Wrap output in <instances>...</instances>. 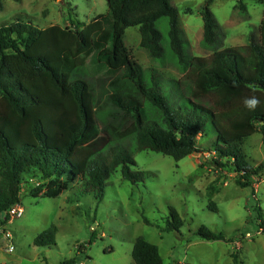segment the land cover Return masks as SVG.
Segmentation results:
<instances>
[{
	"label": "trees",
	"instance_id": "1",
	"mask_svg": "<svg viewBox=\"0 0 264 264\" xmlns=\"http://www.w3.org/2000/svg\"><path fill=\"white\" fill-rule=\"evenodd\" d=\"M214 1L207 0L202 11V44L216 53L210 62L187 50L172 0H107L108 12L88 24L72 8L69 27L40 29L20 17L0 24V220L21 205L25 191L57 198L77 186L101 202L119 167L125 180L144 183L147 173L133 168L127 141L136 151L176 161L209 153L210 162L234 174L241 187H253L263 177L264 163L251 165L242 145L255 133L264 144V16L259 37L224 48L210 9ZM163 18L183 75L170 79L174 93L168 97L163 72L151 70L148 77L124 42L125 30L139 27L141 47L153 60L164 61L163 35L156 26ZM252 96L260 100L255 111L244 106ZM147 103L159 112L161 124L149 118ZM210 133L215 140L205 149L199 141ZM210 209L218 210L215 203ZM170 218L165 230L180 231L184 221L173 208ZM55 233H43L35 245L54 244ZM196 235L226 241L207 226ZM132 257L135 264H163L159 248L143 238L136 240Z\"/></svg>",
	"mask_w": 264,
	"mask_h": 264
},
{
	"label": "rangeland",
	"instance_id": "2",
	"mask_svg": "<svg viewBox=\"0 0 264 264\" xmlns=\"http://www.w3.org/2000/svg\"><path fill=\"white\" fill-rule=\"evenodd\" d=\"M206 2L172 0L179 10L187 50L210 62L216 53L202 44ZM72 8L78 20L87 24L108 12L107 0H5L0 24L20 17L40 29L69 27ZM210 9L223 32L224 48L246 46L252 35L259 37L264 16L259 0H215ZM156 26L163 35L164 61L153 60L141 47L139 27L127 28L124 42L148 77L151 70L163 72L161 84L168 97L174 93L170 79L183 75L170 49L168 19ZM146 110L151 120L162 123L150 103ZM213 140L210 133L199 144L208 149ZM125 145L136 161L133 168L147 173L144 183L125 180L119 167L107 181L101 202L93 194L83 195L77 186L57 198L23 192L24 215L6 225L12 242L0 243V264H135L132 252L138 238L159 248L163 264H264V175L253 187H241L234 174L210 162L213 155L209 153L176 161L153 151H136L128 141ZM242 149L251 165L264 163L260 133L246 139ZM211 203L217 211L210 209ZM170 208L184 221L180 231L165 230ZM201 226L223 233L226 241L201 239L196 235ZM51 229H56L55 243L35 245V239ZM9 245L14 247L12 253L7 251Z\"/></svg>",
	"mask_w": 264,
	"mask_h": 264
},
{
	"label": "built area",
	"instance_id": "3",
	"mask_svg": "<svg viewBox=\"0 0 264 264\" xmlns=\"http://www.w3.org/2000/svg\"><path fill=\"white\" fill-rule=\"evenodd\" d=\"M24 215V209L20 204L13 206L4 217L0 220V235L2 236V242H12V236L9 232L6 231V226L2 225V221L7 220V223H12L13 221L22 218ZM7 251L12 253L14 251V247L9 245L7 247Z\"/></svg>",
	"mask_w": 264,
	"mask_h": 264
},
{
	"label": "clouds",
	"instance_id": "4",
	"mask_svg": "<svg viewBox=\"0 0 264 264\" xmlns=\"http://www.w3.org/2000/svg\"><path fill=\"white\" fill-rule=\"evenodd\" d=\"M244 106L251 111H255L260 106V100L256 96L246 97L244 99Z\"/></svg>",
	"mask_w": 264,
	"mask_h": 264
},
{
	"label": "crops",
	"instance_id": "5",
	"mask_svg": "<svg viewBox=\"0 0 264 264\" xmlns=\"http://www.w3.org/2000/svg\"><path fill=\"white\" fill-rule=\"evenodd\" d=\"M0 243H2V240H0Z\"/></svg>",
	"mask_w": 264,
	"mask_h": 264
}]
</instances>
